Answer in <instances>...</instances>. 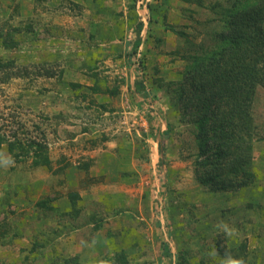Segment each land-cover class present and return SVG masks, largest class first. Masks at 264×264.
<instances>
[{
    "label": "rangeland",
    "instance_id": "obj_1",
    "mask_svg": "<svg viewBox=\"0 0 264 264\" xmlns=\"http://www.w3.org/2000/svg\"><path fill=\"white\" fill-rule=\"evenodd\" d=\"M89 1L0 0V59H17L23 72L8 82L0 74V139L47 142L51 159L49 169L33 167L31 157L17 160L8 143H0V264H62L74 256L84 264H107L122 251L129 264H222L226 256L240 259L244 246V264H264L258 252L264 237L253 232L259 208L236 198L237 208H230L217 196L229 194V203L231 196L255 194L264 205V87L253 106L256 178L251 189L233 192H213L196 180L198 147L178 123L169 93L182 78L192 45L168 27L199 45L216 28L227 0H130L133 9ZM104 16L127 20V46L100 38L94 23ZM7 33L17 48H4ZM137 81L146 95L137 92ZM146 105L154 114L150 121ZM167 125L171 132L164 136ZM109 144L121 153L114 165L122 171L92 181L93 170L103 173L99 152ZM6 158L11 162L5 164ZM73 168L84 177L80 188L90 194L94 186L96 197L71 190L66 176ZM48 176L47 195L40 188L29 194ZM72 193L80 196L74 206ZM49 197H55V210L37 206ZM64 200L68 212L56 208ZM221 222L231 235L218 227Z\"/></svg>",
    "mask_w": 264,
    "mask_h": 264
},
{
    "label": "trees",
    "instance_id": "obj_2",
    "mask_svg": "<svg viewBox=\"0 0 264 264\" xmlns=\"http://www.w3.org/2000/svg\"><path fill=\"white\" fill-rule=\"evenodd\" d=\"M217 15L216 28L199 45L192 44L188 34L168 27L192 45L185 56L187 64L182 78L173 84L175 91L169 93L177 109L178 123L191 131L198 147L194 162L196 180L213 192H233L250 186L256 178L253 172L256 141L253 106L258 89L264 87V0H227ZM142 27V24L138 26V35ZM3 46L12 50L19 42L12 33H7ZM140 46L141 40L137 39L135 51ZM21 68L15 58L0 59L3 82L23 75ZM136 90L139 94L147 93L140 81L136 82ZM146 118L148 121L154 118L148 108ZM170 132L171 127L167 125L163 135ZM151 134L155 135L152 131ZM4 142L17 160L27 156L32 158L33 167L51 168L47 142L30 139L24 143L17 138H1L0 143ZM17 150L20 152L16 154ZM70 198L73 206L80 200L77 193L70 194ZM54 200L55 197L43 199L37 206L55 210L50 206ZM217 247L224 255L219 244ZM165 249V257H171L169 249ZM242 249L244 254L240 259L245 263L246 247ZM106 263L129 264L123 251ZM62 264L84 263L79 256H74L63 259Z\"/></svg>",
    "mask_w": 264,
    "mask_h": 264
},
{
    "label": "crops",
    "instance_id": "obj_3",
    "mask_svg": "<svg viewBox=\"0 0 264 264\" xmlns=\"http://www.w3.org/2000/svg\"><path fill=\"white\" fill-rule=\"evenodd\" d=\"M108 1L109 2L110 1H114L117 5L125 6V7L129 6L130 3H131L130 0H108ZM126 9H133V8L127 7ZM116 12L114 13L115 14L114 16L112 15V18H117L116 17ZM102 14H104V12ZM94 25H95V28L100 29V31H101L100 38L102 40H107L106 37L110 36L109 38H113L112 39V41H113L112 43L113 44L117 43L118 46H122V45L125 46L129 42V40H131V37L128 38V36H129L128 31L130 30L131 27H130V25L128 24L127 20L124 17H120L119 19H114L112 21H107L106 17L104 16V21H102L100 23L96 22V23H94ZM108 31H109V33H107ZM131 89H132V87H131ZM110 148H112V144H109L108 148H106L105 150L99 152V160L101 161L100 162V164H101L100 172L103 171V173H99V172H97V170L96 171L93 170L91 172V174H92L91 177L93 178L94 177L93 174H95L96 178H93L92 181H95V182L99 181L97 176L102 175L103 177H106V176L117 174V173L122 171L121 167H116L117 163L114 165V163L117 160H119L118 158H120L119 155L121 153H115L114 151H111ZM74 170L76 171L75 168H73V171H72V169H70L69 175H68L69 177L66 176L68 178L66 181L70 185L71 190H77V192H79V194H81L82 197H85V196L89 197L90 194H91V196H95L96 197V194L93 193L94 190H95L94 186H92L93 188H90L89 191L92 192L90 194L86 193L84 188H80L83 185L81 182H82V180H84V177L82 176V174H75ZM80 179H82V180H80ZM49 180L51 181V178L49 176L38 180V182L36 183L34 189H30L31 191H29V194H31V193L35 194V193H38V191L41 190L43 195H47L49 193V189H48ZM39 188H40V190H38ZM87 188L88 187H86V189ZM251 188H249V189H251ZM246 190L242 191V193H245ZM217 196H218V198H221V200H222L221 203L224 201V199H226L227 203H224L223 205H225V206H229L230 205L229 206L230 208L231 207L234 208V209L237 208L238 204H234L236 202V199L240 202V204H243L245 207H248V208H251V209H253V208L254 209H258L259 208V210H258V212L256 214V218H255L256 225H255V227L253 229V232H255L256 236H260L258 238L264 237L263 236L264 229L262 228V227H264V205L262 203H260L262 196L260 198H257L255 196V194H253V196L248 194L247 197L246 196H244V197L243 196H240V197L239 196L238 197L231 196V201L229 203L227 201V198L230 196L229 194H227V193H218ZM56 208H62L61 210L65 211V212L70 211V206H69V204H68V202L66 200L62 201L61 203H58L56 205ZM132 214L133 213H131V215ZM259 248H260V250H258V252H260L261 254H264L263 253L264 250L262 251L261 247H259Z\"/></svg>",
    "mask_w": 264,
    "mask_h": 264
},
{
    "label": "clouds",
    "instance_id": "obj_4",
    "mask_svg": "<svg viewBox=\"0 0 264 264\" xmlns=\"http://www.w3.org/2000/svg\"><path fill=\"white\" fill-rule=\"evenodd\" d=\"M3 162L5 164L10 163L11 159L10 158H6L3 160ZM223 226L224 231L226 232V234L231 235L232 231L231 229H229L227 227V225H224L223 222H221L220 225H218V227ZM222 264H244L242 259H233L231 256H226V258L223 260Z\"/></svg>",
    "mask_w": 264,
    "mask_h": 264
},
{
    "label": "built area",
    "instance_id": "obj_5",
    "mask_svg": "<svg viewBox=\"0 0 264 264\" xmlns=\"http://www.w3.org/2000/svg\"><path fill=\"white\" fill-rule=\"evenodd\" d=\"M147 107H148V106L146 105L145 108L147 109Z\"/></svg>",
    "mask_w": 264,
    "mask_h": 264
}]
</instances>
